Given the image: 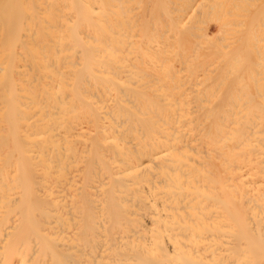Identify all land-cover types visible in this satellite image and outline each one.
Here are the masks:
<instances>
[{
  "label": "bare ground",
  "instance_id": "bare-ground-1",
  "mask_svg": "<svg viewBox=\"0 0 264 264\" xmlns=\"http://www.w3.org/2000/svg\"><path fill=\"white\" fill-rule=\"evenodd\" d=\"M0 264H264V0H0Z\"/></svg>",
  "mask_w": 264,
  "mask_h": 264
},
{
  "label": "rangeland",
  "instance_id": "rangeland-1",
  "mask_svg": "<svg viewBox=\"0 0 264 264\" xmlns=\"http://www.w3.org/2000/svg\"><path fill=\"white\" fill-rule=\"evenodd\" d=\"M213 26H211V27H214V24H212ZM212 30H214L213 28H212Z\"/></svg>",
  "mask_w": 264,
  "mask_h": 264
}]
</instances>
